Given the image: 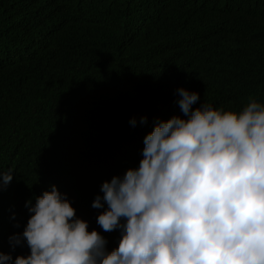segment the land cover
Listing matches in <instances>:
<instances>
[{
	"label": "trees",
	"instance_id": "1",
	"mask_svg": "<svg viewBox=\"0 0 264 264\" xmlns=\"http://www.w3.org/2000/svg\"><path fill=\"white\" fill-rule=\"evenodd\" d=\"M179 86L193 107L264 102V0H0V251L29 253L8 238L52 184L116 247L92 201L156 119L183 116Z\"/></svg>",
	"mask_w": 264,
	"mask_h": 264
},
{
	"label": "clouds",
	"instance_id": "2",
	"mask_svg": "<svg viewBox=\"0 0 264 264\" xmlns=\"http://www.w3.org/2000/svg\"><path fill=\"white\" fill-rule=\"evenodd\" d=\"M176 92L183 116L156 119L138 166L104 180L92 201L107 205L96 223L119 229L116 247L52 184L26 201L27 223L8 238L29 253L0 251V264H264V102L193 107L197 91ZM11 180L0 170V184Z\"/></svg>",
	"mask_w": 264,
	"mask_h": 264
}]
</instances>
